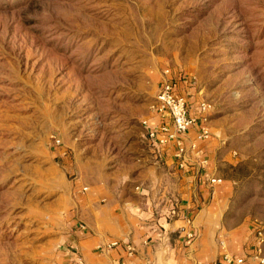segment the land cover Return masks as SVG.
Segmentation results:
<instances>
[{
  "label": "rangeland",
  "instance_id": "obj_1",
  "mask_svg": "<svg viewBox=\"0 0 264 264\" xmlns=\"http://www.w3.org/2000/svg\"><path fill=\"white\" fill-rule=\"evenodd\" d=\"M166 70L213 108L217 237L264 258V0H0V264H56L82 184L147 177Z\"/></svg>",
  "mask_w": 264,
  "mask_h": 264
},
{
  "label": "crops",
  "instance_id": "obj_2",
  "mask_svg": "<svg viewBox=\"0 0 264 264\" xmlns=\"http://www.w3.org/2000/svg\"><path fill=\"white\" fill-rule=\"evenodd\" d=\"M194 97H189L192 112L198 114L201 102ZM145 120L159 124L151 105ZM210 125V142L199 144L207 165L188 151L184 169L175 148L151 144L143 126L148 146L143 160L150 161L144 165L147 177L139 183H113L105 177L82 184L84 192L72 198L71 222L56 264H221L224 254L241 257L245 264H263L259 248L235 249L217 237L215 204L225 181L217 173ZM194 136L192 131L186 145ZM213 178L222 182L211 184Z\"/></svg>",
  "mask_w": 264,
  "mask_h": 264
},
{
  "label": "built area",
  "instance_id": "obj_3",
  "mask_svg": "<svg viewBox=\"0 0 264 264\" xmlns=\"http://www.w3.org/2000/svg\"><path fill=\"white\" fill-rule=\"evenodd\" d=\"M174 77L166 70L161 81L160 90L157 91L151 104L152 110L159 118V124L150 125L148 120L143 121L147 128V137L151 144L158 147L173 146L179 160V167L184 169L188 166L186 154L192 151L196 157L202 158L201 165L206 166L207 158L203 157V149L199 144L210 142L212 137L210 125V113L213 109L208 102L199 104V113L193 114L191 102L187 95L178 92ZM194 131L193 142L186 145L187 136ZM221 179H211V184L221 183ZM113 243L111 246H116ZM221 264H245L241 257L224 254ZM264 264V258H261Z\"/></svg>",
  "mask_w": 264,
  "mask_h": 264
}]
</instances>
